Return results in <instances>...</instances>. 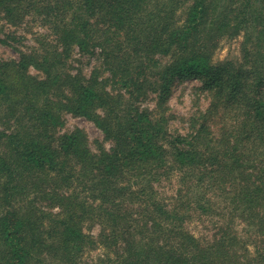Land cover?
Masks as SVG:
<instances>
[{
	"label": "trees",
	"instance_id": "16d2710c",
	"mask_svg": "<svg viewBox=\"0 0 264 264\" xmlns=\"http://www.w3.org/2000/svg\"><path fill=\"white\" fill-rule=\"evenodd\" d=\"M29 18L41 44L0 59V264H264V0H0V34ZM240 35V57L216 60ZM185 79L212 101L172 132ZM66 113L104 140L61 132Z\"/></svg>",
	"mask_w": 264,
	"mask_h": 264
},
{
	"label": "rangeland",
	"instance_id": "374dc122",
	"mask_svg": "<svg viewBox=\"0 0 264 264\" xmlns=\"http://www.w3.org/2000/svg\"><path fill=\"white\" fill-rule=\"evenodd\" d=\"M3 31L0 34V59H19L21 52H29L34 47H37L43 41L41 34L47 32L45 26L40 21L34 18H29L26 22L21 24H11L6 20L2 21ZM243 36H236L229 39H224L217 49L215 59H237L241 54V46ZM71 62L72 72H83L89 75L92 68L97 64L96 56L82 54L77 49L73 52L69 59ZM33 73L37 70L31 68ZM212 101V95L204 87V83L198 79H185L177 81L172 95L168 101L169 113H172L170 120V130L172 132L187 133L190 129V118L205 113V110ZM144 105L153 107L156 105V100L151 98L147 100ZM65 124L60 130L61 132L72 130L76 127L82 128L88 135L91 145L96 148V140H104L103 130L91 119L77 116L71 113L65 114ZM192 130V128H191ZM106 141L109 146L110 142ZM189 228L204 240H209L214 236L216 231V222L211 220H200L194 218L189 223ZM90 232L98 235L100 225H94L89 228ZM105 249L98 246L95 249L88 250L84 254L85 260H95L99 255L104 253Z\"/></svg>",
	"mask_w": 264,
	"mask_h": 264
}]
</instances>
